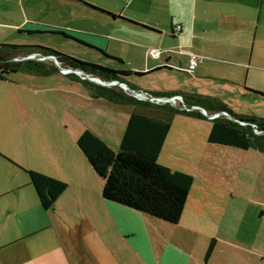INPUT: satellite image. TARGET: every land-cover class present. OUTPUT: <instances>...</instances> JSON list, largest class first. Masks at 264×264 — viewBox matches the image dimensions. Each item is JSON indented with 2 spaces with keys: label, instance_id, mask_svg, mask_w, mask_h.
Returning <instances> with one entry per match:
<instances>
[{
  "label": "crops",
  "instance_id": "obj_1",
  "mask_svg": "<svg viewBox=\"0 0 264 264\" xmlns=\"http://www.w3.org/2000/svg\"><path fill=\"white\" fill-rule=\"evenodd\" d=\"M16 5L23 10L13 19L7 9L3 14L14 20L4 24L10 30L58 37L83 55L80 61L131 73L125 82L134 91L211 97L234 115L264 120V0H18ZM58 30L71 38L53 33ZM153 49L161 52L159 58L150 56ZM61 51L71 55L66 47ZM190 54L204 58L193 74ZM32 78L66 94L64 113L53 121L72 127V142L63 140L35 152L33 162L19 163L68 188L49 210L29 180L0 192V264H264V153L209 143L210 117L221 112L173 120L159 163L194 178L183 216L173 225L105 200L104 176L77 145L90 131L117 152L135 112L163 119V110L143 101L150 106L114 104L96 96L79 75ZM87 103L100 109L88 111ZM247 168L255 175L250 196ZM28 186L33 190L24 193Z\"/></svg>",
  "mask_w": 264,
  "mask_h": 264
},
{
  "label": "trees",
  "instance_id": "obj_2",
  "mask_svg": "<svg viewBox=\"0 0 264 264\" xmlns=\"http://www.w3.org/2000/svg\"><path fill=\"white\" fill-rule=\"evenodd\" d=\"M61 34L71 38L66 32ZM55 56L62 68L83 70L87 75L105 83L125 82L131 73L115 71L101 65L80 61L55 50L40 46L0 45V81H8L13 74L47 77L58 74L59 68L52 61L39 59L14 61L31 55ZM76 74H70L75 77ZM141 76V74H138ZM93 88L95 95L114 104L150 106L126 93L120 86L102 87L84 82ZM184 104L178 106L154 105L163 110V119L135 112L129 119L121 147L115 152L90 131H85L77 145L90 164L104 176L102 195L107 201L116 202L169 224L180 222L194 184L193 176L173 171L159 163V156L171 131L173 120L178 115L205 118L192 107H201L209 114L227 112L235 120L247 123L242 126L225 117L214 119L209 143L242 150L256 149L264 153V120L231 113L217 99L205 96L183 97ZM186 107V108H185ZM256 125L261 135L254 132ZM30 183L35 188L43 208L54 207L57 199L67 190L68 184L43 173L27 171ZM215 248L214 241L208 248L205 263Z\"/></svg>",
  "mask_w": 264,
  "mask_h": 264
},
{
  "label": "rangeland",
  "instance_id": "obj_3",
  "mask_svg": "<svg viewBox=\"0 0 264 264\" xmlns=\"http://www.w3.org/2000/svg\"><path fill=\"white\" fill-rule=\"evenodd\" d=\"M17 2L18 0H0V45L40 46L84 60L78 50L68 47L69 45L66 46L67 44L60 41L58 37L19 35L18 31L10 30L5 26L6 23H13V15L23 10L20 2V5H16ZM5 9L11 12L12 19H4ZM63 47L69 49L71 55L61 51ZM38 79L41 78H32V76L18 73L11 75L8 81H0V192L8 187L9 183L30 181L27 171L33 169L19 162L22 160L33 162L35 152L44 153L55 146L64 144L63 140L66 143L72 142V135H68L72 127L67 129L64 124L53 121L58 120L64 113L62 99H67L66 94L51 91L48 85L40 84ZM87 81L98 85L96 81L92 82L88 79ZM90 109L97 110L100 107L94 103H87V110ZM45 117H50L46 123L35 121L37 118L45 119ZM63 134H67L68 137L64 139ZM28 151L31 153L29 154ZM248 163L250 162L247 160V165ZM245 179V194L250 196L254 192L255 180L251 168H247ZM32 190L28 186L23 187L22 191L27 193Z\"/></svg>",
  "mask_w": 264,
  "mask_h": 264
},
{
  "label": "built area",
  "instance_id": "obj_4",
  "mask_svg": "<svg viewBox=\"0 0 264 264\" xmlns=\"http://www.w3.org/2000/svg\"><path fill=\"white\" fill-rule=\"evenodd\" d=\"M181 29H182V27L180 25H178L176 27V30L179 31V32L181 31ZM149 53H150V56H152L153 58H159L161 56V52L159 50H157V49H153ZM37 59H39L40 61H43V60L46 59V57H41L40 55H37ZM203 59L204 58L199 56V55L190 54L188 72L190 74H193L196 71V69L198 68L199 64L203 62ZM67 74H76V75L81 76L84 80L88 79V80H90L92 82L93 81H100L98 78H95V77H92V76H89V75L88 76H84V75H81V74H79L77 72H74V71H71V70H68ZM100 82H102V81H100ZM103 83L104 84H116V82H112V83L103 82ZM123 89H125V88H123ZM125 90L127 91V89H125ZM127 93H129L131 96H133L130 92L127 91ZM133 97L136 98L139 101L150 102V103H154V104H158V105L170 104L172 106H178L180 104H184V99L180 95H175V96H170V97H156V96L150 95L148 93L135 91V96H133ZM187 110H189V111L193 110V107L191 109H187ZM220 117H225V118L230 120V118L232 116L229 113H227V112H221V113L213 115L211 117V119L214 120V119H217V118H220ZM234 122L239 123L242 126L247 125V123L241 122L239 120H234ZM252 127L254 129V132L257 135L263 134V132H260L258 130L256 125H252Z\"/></svg>",
  "mask_w": 264,
  "mask_h": 264
},
{
  "label": "water",
  "instance_id": "obj_5",
  "mask_svg": "<svg viewBox=\"0 0 264 264\" xmlns=\"http://www.w3.org/2000/svg\"><path fill=\"white\" fill-rule=\"evenodd\" d=\"M35 59H37V55L36 54L35 55L28 56V57H25V58H23L21 60L15 59L14 61H27V60H35ZM45 60H50V61L54 62L55 65L59 68V70H60L61 73L67 74V71L68 70H71V71L77 72V73H79L81 75L88 76L83 70H74V69H65V68H62L60 66L57 58L55 56L46 57ZM96 83L98 85H100V86H103V87H112V86H115V85L121 86V87L127 89V91L130 92L133 96H135V91L131 87H129L126 83L116 82V84H104V83H101L99 81H96ZM193 110L198 111V112H200L203 115H206L205 110L203 108H201V107H193ZM230 120L231 121H234L235 119L233 117H231Z\"/></svg>",
  "mask_w": 264,
  "mask_h": 264
}]
</instances>
